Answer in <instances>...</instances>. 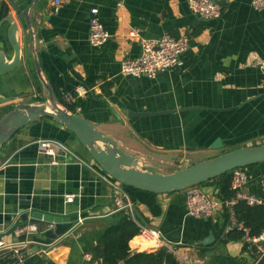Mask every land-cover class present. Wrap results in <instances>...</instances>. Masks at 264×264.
<instances>
[{"label":"crops","instance_id":"0c3cea01","mask_svg":"<svg viewBox=\"0 0 264 264\" xmlns=\"http://www.w3.org/2000/svg\"><path fill=\"white\" fill-rule=\"evenodd\" d=\"M13 1L24 9L32 0ZM53 1L34 0L29 8L31 33L11 0H0V52L6 60L13 57L8 16L17 23L21 40L18 65L0 74V96L5 98L0 115L16 103L45 99L34 64L37 58L43 78L62 97L85 87L75 112L140 163L161 172L216 152L264 143V76L259 67L264 57V8L255 9L251 0H221L220 17L205 19L191 12L187 0H61L57 11ZM92 8L98 9L110 34L99 46L87 39ZM164 33L187 38L182 67L155 77L121 74V59L139 55L140 38ZM140 112L152 114H136ZM41 139L58 142L55 155L39 148ZM248 171L251 179L243 190L264 200V163ZM106 175L75 134L50 117L23 126L0 147V240L26 243L27 257L19 264H34V254L50 263L101 264L88 261L86 249L120 209ZM120 187L136 220L159 230L190 264H264L241 239L225 240L221 208L211 218L188 215L187 188L154 193ZM199 188L217 198L214 184ZM66 194L74 195L72 201H65ZM33 212L86 216L48 247L38 244L35 251L33 235L44 237L53 222L22 221L23 213L30 218ZM31 223L40 232L20 230ZM134 237L128 242L132 251L161 246L155 239ZM8 252L0 249V259Z\"/></svg>","mask_w":264,"mask_h":264},{"label":"water","instance_id":"95a60500","mask_svg":"<svg viewBox=\"0 0 264 264\" xmlns=\"http://www.w3.org/2000/svg\"><path fill=\"white\" fill-rule=\"evenodd\" d=\"M214 1L219 4L222 3L221 0ZM33 2L34 0L30 1L24 9H19L11 0L12 6L23 16L31 33L29 8ZM7 19L10 21L7 37L13 49V57L8 61L5 59L4 53L0 52V74L12 70L20 61L21 40L17 34L18 25L12 16H8ZM34 64L45 91V99L37 102L16 103L11 109L0 115V147L23 126L38 120L40 117H50L72 131L97 166L111 178L126 186L154 193L178 191L212 179L234 168L264 162V143H260L227 150L195 163L182 165L172 172H161L150 164L140 163L135 156L124 150L113 137L96 128L87 118L56 102L50 82L46 81L41 74L37 58H35ZM4 100L5 98L0 96V103ZM136 114L144 115L152 114V112ZM84 216L86 215L58 216L33 212L30 218L27 213H23L22 221L42 219L55 224L54 228H48L44 231V237L33 235V240L36 243L33 248L36 251L40 245L48 247L58 235L65 234L72 227L74 221H78Z\"/></svg>","mask_w":264,"mask_h":264},{"label":"built area","instance_id":"2783aa9c","mask_svg":"<svg viewBox=\"0 0 264 264\" xmlns=\"http://www.w3.org/2000/svg\"><path fill=\"white\" fill-rule=\"evenodd\" d=\"M60 4L61 0L53 1L54 11L58 10ZM187 4L192 13L205 19H215L221 15V5L214 0H187ZM251 5L255 9L264 8V0H251ZM91 13L92 16L90 19L87 39L91 45L99 46L109 39L110 34L104 28L97 16L98 9L92 8ZM130 34L135 35L134 32H131ZM139 42L141 51L138 56H125L121 59V74L132 77L142 75L155 77L160 71L182 67V54L188 47V40L185 36H174L170 33H164L157 38H140ZM259 67L264 76V57L260 59ZM85 92V87L78 86L73 91H68L63 95L64 101L67 104H74L76 103L77 97ZM57 144L58 142L53 139H41L39 141V148L44 151V153L53 156L55 155L54 146ZM106 176L105 179L107 178ZM108 177L110 179L108 180L107 178V180L114 190L113 200L116 207L129 210L130 215L139 227L138 234L143 239H155L159 241L161 246H166L172 250L185 264H190L184 257H181L180 254L172 249L170 246L171 242L167 241L159 230L136 220L130 203L125 202L123 199L125 193L120 187L121 183L111 178L109 175ZM250 179L251 174L247 168H234L231 173L230 182V188L233 190L234 194L225 200L207 195L197 185L188 188L185 197L186 213L195 217L211 218L219 208H225L228 213V220L223 229L224 233L233 229L241 231V240L246 244L247 249L255 256L257 261H264V228L258 235L252 236L249 234V228L242 221H238L234 213V205L239 200H245L248 204H258L263 201L261 198L243 190L244 186L250 181ZM73 196V194H66L65 201H72ZM52 227L53 223L49 225V228ZM20 230L32 234L40 232L39 226L36 223L26 225ZM31 241L34 240L32 239ZM25 245V242L9 243L0 240V249L4 248L9 251L5 256L13 258L12 264L22 263L26 259L27 253L25 252ZM89 258L90 256L88 255V259Z\"/></svg>","mask_w":264,"mask_h":264},{"label":"trees","instance_id":"16d2710c","mask_svg":"<svg viewBox=\"0 0 264 264\" xmlns=\"http://www.w3.org/2000/svg\"><path fill=\"white\" fill-rule=\"evenodd\" d=\"M54 98L69 110L75 112L74 104H67L61 93L53 86ZM264 163V162H260ZM252 164L244 166L249 168L257 165ZM231 171L225 172L212 179L196 184L197 186H205L214 184L217 189L215 197L225 200L231 197L234 192L230 188ZM124 185V184H123ZM235 217L238 221H242L248 228L249 234L258 235L264 228V200L258 204H248L245 200H239L234 205ZM223 224L221 232L228 220V213L222 208ZM139 233V227L126 208H121L113 213L107 220V224L98 233L95 241L86 249L90 254L88 261L93 262L99 260L101 264H185L172 250L166 246H160L152 251H132L128 242ZM242 232L233 229L226 233L225 237L229 240L241 239ZM135 238L132 244H135ZM246 245V244H245ZM34 264H50V261L44 257L32 255ZM13 258L5 256L0 259V264H12Z\"/></svg>","mask_w":264,"mask_h":264},{"label":"rangeland","instance_id":"374dc122","mask_svg":"<svg viewBox=\"0 0 264 264\" xmlns=\"http://www.w3.org/2000/svg\"><path fill=\"white\" fill-rule=\"evenodd\" d=\"M62 105H63V104H62ZM235 148H236V147H235ZM218 154H220V153H219V152H216V153H214L213 155H211L210 157L215 156V155H218ZM191 164H192V163H191ZM164 165H165V164H164ZM165 167L168 168V169L170 168V167H168V166H165ZM180 167H181V164H179L178 167L174 168V170H175V169H178V168H180ZM174 170H173V171H174ZM171 172H172V171H171ZM165 173H168V172H165ZM192 187H193V186H190V187H188V188H192ZM188 188H187V189H188Z\"/></svg>","mask_w":264,"mask_h":264}]
</instances>
